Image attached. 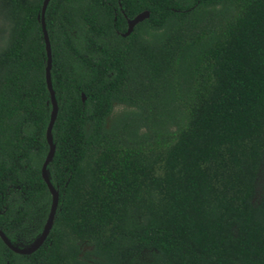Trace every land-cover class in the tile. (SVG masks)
<instances>
[{
    "label": "trees",
    "instance_id": "obj_1",
    "mask_svg": "<svg viewBox=\"0 0 264 264\" xmlns=\"http://www.w3.org/2000/svg\"><path fill=\"white\" fill-rule=\"evenodd\" d=\"M44 2L0 0L14 247L53 203ZM45 24L58 205L32 253L0 237V264H264V0H50Z\"/></svg>",
    "mask_w": 264,
    "mask_h": 264
},
{
    "label": "water",
    "instance_id": "obj_2",
    "mask_svg": "<svg viewBox=\"0 0 264 264\" xmlns=\"http://www.w3.org/2000/svg\"><path fill=\"white\" fill-rule=\"evenodd\" d=\"M49 1L50 0H45L43 8H42V13L40 16V20H41V24H42V30H43V34H44V40H45V44H46L47 55H48V66H47V72H46V81H47L48 89L50 92L51 103H52V108H53L52 116H51V123H50V125L48 127V131H47L48 141L50 143L51 148H50L48 158H47L46 163H45L44 168H43V175H44V178L47 181L49 188L51 190V193L53 195V203H52V208H51V212H50L48 221L45 225V228H44L42 235L27 249L21 250V249H18L17 247L12 246L10 244V242L6 239V237L3 235V233L0 231V237L2 238V240L7 244V246H9L12 250H14L15 252H17L19 254H30L33 251H35L43 243V241L46 239V237L49 234V231L52 227L53 219H54L55 212H56L57 205H58L57 194H56L55 190L53 189V187L49 183V177H48V173L46 171V165L51 160V158L53 157L54 152H55V146L53 145L51 131H52L54 120H55L57 113H58V105H57L56 97H55V94H54V91L52 88L51 74H50V70L52 67L51 43L49 40V36H48L47 29H46V24H45V12H46L47 4ZM148 16H149L148 12H144L142 14H139L133 20H130L128 22V31H127L126 35H129L132 32L134 26L136 24H138L139 22L143 21L144 19H146ZM83 99H85L84 96H83Z\"/></svg>",
    "mask_w": 264,
    "mask_h": 264
},
{
    "label": "rangeland",
    "instance_id": "obj_3",
    "mask_svg": "<svg viewBox=\"0 0 264 264\" xmlns=\"http://www.w3.org/2000/svg\"><path fill=\"white\" fill-rule=\"evenodd\" d=\"M123 107L121 106H116L115 107V113H120L122 112ZM32 240V232L30 231H26L25 233H23V235L20 237V242L17 244V248H21V250L27 249L28 247H30V241Z\"/></svg>",
    "mask_w": 264,
    "mask_h": 264
}]
</instances>
